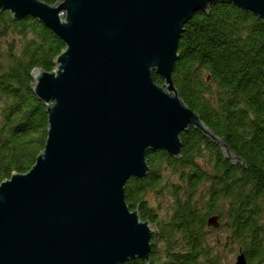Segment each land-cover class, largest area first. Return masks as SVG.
I'll list each match as a JSON object with an SVG mask.
<instances>
[{"label": "water", "instance_id": "1", "mask_svg": "<svg viewBox=\"0 0 264 264\" xmlns=\"http://www.w3.org/2000/svg\"><path fill=\"white\" fill-rule=\"evenodd\" d=\"M217 3L264 19V0H0L64 46L51 71L31 73L46 139L27 172L0 182V264H149L157 229L124 199L127 181L148 174L147 155L180 157L179 134L193 128L241 161L172 79L185 24ZM235 264H247L243 253Z\"/></svg>", "mask_w": 264, "mask_h": 264}, {"label": "trees", "instance_id": "2", "mask_svg": "<svg viewBox=\"0 0 264 264\" xmlns=\"http://www.w3.org/2000/svg\"><path fill=\"white\" fill-rule=\"evenodd\" d=\"M63 48L36 19L0 10V182L27 172L43 150L47 116L31 73L51 71ZM178 53L180 98L241 161L231 164L193 128L179 134L180 157L147 155L148 174L127 181L124 199L157 228L149 264H227L225 255L239 252L247 264H264V19L211 5L185 24Z\"/></svg>", "mask_w": 264, "mask_h": 264}, {"label": "rangeland", "instance_id": "3", "mask_svg": "<svg viewBox=\"0 0 264 264\" xmlns=\"http://www.w3.org/2000/svg\"><path fill=\"white\" fill-rule=\"evenodd\" d=\"M151 194H148L147 195V198L148 199H151ZM155 226V225H154ZM157 229V228H156ZM225 251V253L227 252L226 250H224ZM226 256V258H227V260H226V263L227 264H235V257H236V255H235V253H232V254H228L227 253V255H225Z\"/></svg>", "mask_w": 264, "mask_h": 264}]
</instances>
